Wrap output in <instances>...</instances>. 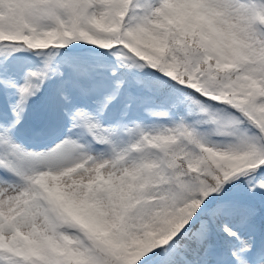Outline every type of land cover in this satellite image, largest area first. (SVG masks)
<instances>
[{
    "label": "snow or ice",
    "instance_id": "snow-or-ice-1",
    "mask_svg": "<svg viewBox=\"0 0 264 264\" xmlns=\"http://www.w3.org/2000/svg\"><path fill=\"white\" fill-rule=\"evenodd\" d=\"M0 264H264V0H0Z\"/></svg>",
    "mask_w": 264,
    "mask_h": 264
}]
</instances>
